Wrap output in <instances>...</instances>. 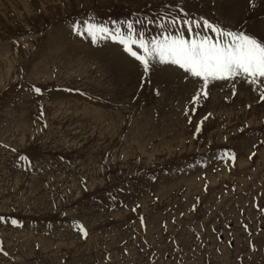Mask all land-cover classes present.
Masks as SVG:
<instances>
[{"label":"rangeland","instance_id":"374dc122","mask_svg":"<svg viewBox=\"0 0 264 264\" xmlns=\"http://www.w3.org/2000/svg\"><path fill=\"white\" fill-rule=\"evenodd\" d=\"M174 17L264 41V0H0V264H264L258 90L194 105L198 79L73 31Z\"/></svg>","mask_w":264,"mask_h":264},{"label":"snow or ice","instance_id":"6c2138e0","mask_svg":"<svg viewBox=\"0 0 264 264\" xmlns=\"http://www.w3.org/2000/svg\"><path fill=\"white\" fill-rule=\"evenodd\" d=\"M180 11L183 13L182 8ZM134 23L142 22L96 23L89 19L83 21L82 25H73V31L78 35L86 34L93 44L103 40L118 43L124 52L139 62L144 77H148L152 65L158 63L174 65L188 76L198 79L199 87L191 97L194 105L208 98L212 82L234 81L238 78L253 86L254 91L258 90L260 100L264 101V41L243 30L225 29L204 17L198 20L174 17L167 23L157 22L161 32L156 36H148L142 29L134 27ZM148 23L153 21L149 20ZM183 29L187 30V37ZM33 90L37 94L41 91L39 88ZM235 94L233 86V95ZM203 119L207 120L208 117ZM202 123L203 120L200 124ZM200 124L196 126L197 133L201 131ZM224 155L231 160L235 159L234 154L226 152ZM11 223L15 226L17 221L13 220ZM141 223L143 224V220ZM76 228L82 237H87L88 233L83 225L77 224Z\"/></svg>","mask_w":264,"mask_h":264}]
</instances>
